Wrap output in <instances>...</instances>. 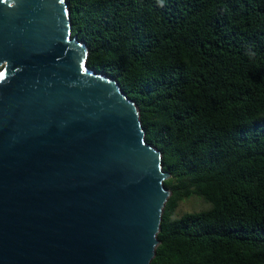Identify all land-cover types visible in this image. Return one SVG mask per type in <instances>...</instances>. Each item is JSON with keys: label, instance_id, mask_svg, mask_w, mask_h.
I'll use <instances>...</instances> for the list:
<instances>
[{"label": "water", "instance_id": "1", "mask_svg": "<svg viewBox=\"0 0 264 264\" xmlns=\"http://www.w3.org/2000/svg\"><path fill=\"white\" fill-rule=\"evenodd\" d=\"M66 0H0V264H150L170 196L137 104Z\"/></svg>", "mask_w": 264, "mask_h": 264}, {"label": "trees", "instance_id": "2", "mask_svg": "<svg viewBox=\"0 0 264 264\" xmlns=\"http://www.w3.org/2000/svg\"><path fill=\"white\" fill-rule=\"evenodd\" d=\"M66 1L171 174L150 264H264V0Z\"/></svg>", "mask_w": 264, "mask_h": 264}, {"label": "rangeland", "instance_id": "3", "mask_svg": "<svg viewBox=\"0 0 264 264\" xmlns=\"http://www.w3.org/2000/svg\"><path fill=\"white\" fill-rule=\"evenodd\" d=\"M209 204H207L201 197L198 196H192L188 199H184L180 202L176 212L175 216L179 217L183 215L186 212H195L200 211L205 208H209Z\"/></svg>", "mask_w": 264, "mask_h": 264}]
</instances>
